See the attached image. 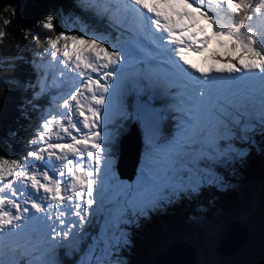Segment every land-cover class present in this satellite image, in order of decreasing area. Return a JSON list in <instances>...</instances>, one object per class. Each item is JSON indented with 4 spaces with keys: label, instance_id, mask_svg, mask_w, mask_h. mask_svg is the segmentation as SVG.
Returning <instances> with one entry per match:
<instances>
[{
    "label": "snow or ice",
    "instance_id": "obj_1",
    "mask_svg": "<svg viewBox=\"0 0 264 264\" xmlns=\"http://www.w3.org/2000/svg\"><path fill=\"white\" fill-rule=\"evenodd\" d=\"M128 2L134 11L142 9L153 14H145L144 18L151 22L159 34L133 29L129 37L133 50L129 53L101 37L79 40L78 44L85 47L73 45V50L65 51L64 56L83 69L78 72L82 78L80 84H86L87 77H83L86 72L91 71L96 74L93 80L101 90L111 94L119 76L118 69L129 65L134 74L131 84L139 87L136 78L143 76L145 71L149 75L144 76V79L161 78L158 67L146 68L145 65L158 60L161 53L168 52L170 56L178 58L175 59L179 62L178 70L182 69L177 77L169 79L164 92V95L174 100V103L167 105V109L178 114L177 135L167 142L166 149L155 153L149 149V159L158 163L160 160L170 161L195 154H199L198 159L202 154L204 160L216 157L244 159L248 154L247 150L239 147L237 141L248 138L249 133L254 132L257 126L264 129V47H257V40L253 35L242 38L240 33L245 26V19L252 18L249 15L250 9L254 14L264 16V0H211V3L217 6L223 3L228 10L241 17L239 22L227 31L213 28L216 21L202 5H197L191 12L173 7L177 3L181 7H190L188 0ZM195 3L196 0H193V4ZM78 5L85 11H102L104 14L108 12V9L102 7L103 0H78ZM201 20L204 23H201ZM56 24L57 18L49 16L37 27L57 31ZM4 27L6 29L7 25ZM29 32L39 38L32 29H29ZM3 39L0 35V41ZM59 39L73 40L77 37L64 33L57 40L49 41L52 49L60 47ZM165 40L168 43H165ZM213 41L216 49L223 52V55H217L213 62L205 61L201 66L186 58V52L203 58L205 50ZM221 60L224 63L217 67L216 64ZM101 61L107 62L100 63ZM30 64L34 73L43 75L38 59L30 61ZM165 67L177 68V65L169 60ZM185 73L192 76L191 81ZM212 74H228L226 81L215 86V99L212 98ZM110 78L109 85L107 81ZM45 88L47 91L41 95V88L37 85L35 94L38 99H29L35 104L38 112L52 105L55 93L48 90L46 83ZM45 97L48 98L46 104L37 103ZM114 108L117 111L122 110L121 98H117ZM56 115L64 117L60 119V133L69 136L70 143L50 142L54 134L57 139L61 137L60 133L53 130L52 121L44 118L34 129V137L37 138H33L28 144L23 158L9 160L0 156V264H5L2 255L5 249L10 254L8 264H63L58 255L59 251H63L65 257L74 259L76 264H127L122 258V253L125 248L133 245L129 229L139 227L141 219H149L153 212L162 210L163 205L171 204L180 196L179 192L174 194L175 199L162 196L161 187L167 185L168 187L164 188L167 192L168 188L184 189L191 185L192 191H199L203 180L199 178L193 183L190 174L182 171L179 178L170 175L169 179L159 185L150 186L152 174L148 172L147 177L139 176L136 189L128 188L111 170V161L107 158L109 153L105 154L104 159H98L99 148L94 147L95 140L92 135L96 121L82 110L78 115L80 119L75 121V109L66 108V111ZM158 115L156 127L146 134L147 139L156 147L161 144L158 142L161 136L160 125L167 118L164 111ZM100 120H104L103 112L100 113ZM108 127L112 128V125ZM73 131L83 134L78 136L73 134ZM100 131L101 134L104 133L103 128ZM98 139L97 137L96 140ZM41 144L43 146H39ZM100 146L107 145L100 141ZM70 155L76 159H69ZM53 157L57 161H64L62 168L70 173V181L61 179L65 175L63 171H59L61 178H57V172L52 171V168L56 167ZM86 159H90L91 164H87ZM202 161L200 160V163ZM102 164L111 171V178L103 187L98 180V176L104 171L100 167ZM142 181L144 186L140 187ZM108 192L111 195L105 204L104 194ZM45 200L51 203L46 205ZM51 207L57 208L55 216L46 215L41 218L35 215L47 213ZM101 209L102 233L97 232L95 236L89 237L86 235V226ZM34 219L46 221L44 255L38 260L32 257L41 249L33 242L30 234L24 233L27 224ZM29 247H35L37 251L29 252ZM85 256L91 258L86 259Z\"/></svg>",
    "mask_w": 264,
    "mask_h": 264
},
{
    "label": "trees",
    "instance_id": "obj_2",
    "mask_svg": "<svg viewBox=\"0 0 264 264\" xmlns=\"http://www.w3.org/2000/svg\"><path fill=\"white\" fill-rule=\"evenodd\" d=\"M101 12L83 10L78 5V0H0V35L4 37L3 41H0V156L7 157L10 155L13 158H23V153L28 150L27 145L35 138L32 133L38 122L45 114H49L54 107L51 105V107H45L38 112L35 104L29 100L31 97L33 100L38 99L35 94L37 85L41 88V95L47 91L45 83L50 92L54 93L56 90L55 87L50 85V81L53 82L52 78L54 76L51 78L46 72V67L50 64V46L48 51L41 55L44 42L46 40L53 41L55 35L60 32L59 30L65 28L68 30V26L72 23H65L64 17L67 15L73 16L75 20L81 19L86 25L104 27L103 23H98V14H101ZM49 16L57 18V31L37 27L42 25L44 19ZM240 19L241 17L235 15L233 24L238 23ZM11 20L13 22L9 23ZM5 25H7L6 29ZM73 27L75 29V26ZM29 29L38 34L39 38L37 39L36 36L30 34ZM255 30L245 19V26L240 33L241 37L246 38L250 34H257ZM36 59L40 61L39 67L43 75L33 71L30 61ZM133 87H129V95L124 93L121 97L124 114L127 117L120 122V126L114 133L113 145L109 148L114 161L118 156L119 140L127 134L132 125L135 128L137 137V149L140 148L138 151L141 152V149L145 150L147 148L154 150L153 146L146 145L140 138L136 122L131 124L130 121L132 113L133 115L136 112L139 113L134 108V101L137 100L138 103H143L147 94L151 96L154 94H151L152 91L142 93L139 87L131 89ZM157 98L160 99L159 94L153 97L155 102L153 106L155 107L159 104ZM47 101L48 98L45 97L44 100L37 103L46 104ZM166 112L168 117L160 125L161 136L159 140L162 143L159 147L177 134L176 130L173 135L178 114L170 113L169 110H166ZM158 117L159 115L157 121H155L151 116L156 124L159 120ZM149 123L146 122L148 133L153 129ZM172 128L173 130H171ZM44 135H47V133H44ZM29 136L31 139H29ZM237 144L239 147L246 149L248 153L242 160L231 157H225L224 159L216 157L204 160L202 154L199 159V154L176 158L177 161L172 163V167L168 168L169 170H166V176H180L182 171L180 169L174 170L177 166L187 165L194 171L207 165L211 166L220 175L221 180L218 184L206 182L200 187L199 191H190L189 188L183 190L173 189L174 194L180 193L178 199H175L174 194L168 196L165 192L162 193L164 188L168 187L167 185L162 186L161 195L172 197L175 200L171 204L163 205L162 210L153 212L149 219H141L139 227L129 229L132 233L133 245L125 248L122 253V258L127 261V264H148L153 256L161 252L167 245L179 239H184V237L190 238L188 228L190 227L191 216L201 214L204 218L216 220L214 213L221 210L228 215L227 220L222 219L223 224L226 226L229 220L237 219L239 211L244 209L247 201L242 196L252 198V193L259 199L260 206L252 217H249L242 224L246 230L250 225L254 226L253 230H247L248 239L246 244L229 259L234 261V264H264V129L257 126L254 132L249 133L248 138L243 141L238 140ZM200 160L203 161L200 163ZM162 166H164L163 163L160 167ZM112 171L115 172L114 166ZM116 175L121 178L119 174L116 173ZM161 182L162 180L157 185ZM238 188L242 189V196L237 193ZM198 208H202L203 211L198 212ZM102 211L98 210L94 220L88 224L86 235L97 231L95 229L101 223ZM28 251L31 252L30 249ZM58 255L63 264H71L74 260L65 257L63 251H59ZM5 256L6 264H8L10 254L7 249ZM227 260L228 258L223 256L218 259L217 263L233 264Z\"/></svg>",
    "mask_w": 264,
    "mask_h": 264
},
{
    "label": "rangeland",
    "instance_id": "obj_3",
    "mask_svg": "<svg viewBox=\"0 0 264 264\" xmlns=\"http://www.w3.org/2000/svg\"><path fill=\"white\" fill-rule=\"evenodd\" d=\"M254 2H258V0H254ZM106 3H107V0H105L104 9H108L107 14H109V15L108 16H106V15L104 16V14L102 16L99 15V18H98V23H103L104 27L86 25V23L84 21H82L81 19L75 20V18H73V16L67 15L64 17L65 23L71 22L72 25L70 24L68 26V30H66V28H65L63 31H60L58 34H56L54 40H57L59 37H62L64 35V33H66L67 35L72 36V37H77V39H73V40L59 39L58 42H59L60 47L58 49H52L49 41L46 40L44 42V45L42 47L43 48V54H45L48 51V47L50 46V50H51L50 61H53L50 63L51 64L54 63V65L52 64L53 69L49 70L47 68L46 72L49 73V75L51 74L54 77L59 73V79L56 82H63V81H65V82L63 84H58V90H56L54 96L52 97V105L54 107L50 111L51 115L45 114V116H43L41 118V120L38 122V123H40V122H42V120L44 118H48L52 121L53 128L56 129L58 133H60V121L56 120V118L59 117L60 115H56V114L58 112L63 113L64 107L68 106L69 101L70 102L79 101L78 108H80V111L82 110L84 112L91 113L95 109L96 110L95 114L97 116V119H96V123L93 124V125H95V131L92 133V135H93V138L95 140L94 147L99 148V156L98 157L102 156L106 151H107L106 153L110 154L109 148H111V146L113 145V142L115 139L114 133H115L116 129L120 126V122L125 120V118L127 117L124 114L123 102H122V105H123L122 110L117 111L116 108H114L117 98H121L122 95L124 94L125 90H126V88H125L127 86L126 78L124 77V75H120L119 78L115 81V87H113V88H116L115 92L112 89L113 91L111 92V94L105 95L106 100H107V104H105V96H103L102 94H100L99 96L96 94H92L91 96H89L86 99L84 97V95L89 93L91 91V89H93V87H97L98 85L92 83L90 78H87V82L85 85L80 84V80H78V78H76L75 75L70 71L71 67L73 65H75L76 63H74L73 61L66 58L64 56V52L65 51H72L73 45H77L79 47H85V45H79L78 44L79 40H82L84 38H87L88 40H93L94 38H98V37H101L104 40H108L109 43L115 44L117 47H120L123 45V49L125 50V52L131 50V48L128 46L129 44L132 45L129 42V37L132 35V30L137 29L135 27V20H136L135 14L133 13V21H131V23H133V24H129V29H128L124 26V23H126V21H127L125 14H123L124 11L118 12L117 11L118 9H116L112 13H109L110 10H109ZM115 5H118L116 3V0H115ZM199 5L203 6V4H199ZM102 7H103V5H102ZM173 7H176L179 9L183 8L180 6L179 3H177ZM203 8L205 10H207L209 12V14L214 17L216 23H215V25H213V28L218 27L220 30L227 31L233 25L234 18H235L236 14H234L230 10H228L226 5H223V3H221L219 6H217L213 3H211V0H208L207 3H205V5L203 6ZM111 10H113V9H111ZM125 10H132L128 0H127V3L125 4ZM249 15L252 18L246 19V20L248 21L250 26H252L253 28L256 29L255 31L257 34H254L253 36L257 40V47L258 48L264 47V43H261V42H264V16H261L259 14H254L252 9L249 10ZM227 19L229 21L226 22L225 20H227ZM76 21H77V23H76ZM201 23H204V21L201 20ZM73 26H75V29ZM140 26H142V24H140ZM209 30H212V29H209ZM217 55L222 56L223 52H222V50L216 49L215 41H213L209 45L208 49L205 50L203 58L200 55H194L193 53H190V52H188L186 54V58L190 59L194 64L203 66L205 61H207L209 63L213 62L214 58ZM63 63L65 66V70L67 72V76H69V77L73 76L74 77L73 81L78 82L79 85L82 87V88H80V90H77V92L75 91L77 87L74 86L75 85L74 82L68 81L66 79V76L64 78H62L63 76H62L61 66ZM223 63H224V61L221 60L217 64L222 66ZM122 73H123V71H122ZM133 75L134 74L132 73V78H133ZM92 76L95 78L96 74L92 73ZM83 79H86V78H83ZM136 79H137V81H141V83L143 85L145 83L150 84V85L156 84L155 81L152 82L151 80L144 79V76L137 77ZM191 80H192V77L190 78V81ZM221 82H223V81L221 80L219 83H221ZM107 83L110 85L111 81L107 82ZM131 86H134V85H131ZM135 88L136 87L134 86L131 89H135ZM139 88H140V86H139ZM159 88L160 89L158 91L159 92L158 94H159L160 99L157 98L158 102H159L157 107L153 106V104L155 103L154 99H153L154 95L151 96L150 94H147L145 102L138 103L137 100L134 101V108L138 111L142 110V109L146 110V115H144V117H142L139 113L135 114V115H133V113H132L130 116L131 124H133V122H136V125H137L138 130H139L140 138L144 141V143L146 145L153 146L155 151L153 149H151V151L154 153L159 152L160 149H166L168 141H166L165 144H162L161 147H156V145L152 144L146 137V134H148V128L146 127V122H150L149 123L150 127L155 128L157 124L154 122V120L151 118V116L155 119V121H157L158 114L161 113L162 111L166 112V110H168L167 105L174 103V100L172 99V97L164 95L165 90L163 91L161 89V87H159ZM128 89H129V87H128ZM82 93H85V94H82ZM73 97H76V99L74 100ZM212 98L213 99L216 98V92L212 93ZM65 100L67 101V103H65ZM72 109L77 110L76 107L72 108ZM159 111H161V112H159ZM169 111L171 112V110H169ZM101 112H103L104 120H100V113ZM166 115L168 117L167 112H166ZM92 117H93V119H95L94 115H92ZM108 125H112V128H109ZM78 127H82V125H78ZM101 128L104 129L103 134H101V131H100ZM171 130H173V128ZM176 130H177V126L174 129L173 135H174V133H176ZM133 132H134V130H133ZM133 132L130 131L126 137L127 142H128V155H127V158L125 160V168L127 167V170H125V168H124L122 173L126 174L127 176L119 178L122 181L123 185L128 187V188H131V189H136L138 187L137 181L139 179V176L141 175L142 177H147L148 172H150L152 174L151 175V181L149 182L150 186H156L159 181L162 180V182H163V181L169 179L170 176H166L165 172L169 167H172L171 166L172 163L177 161L176 158H174L170 161L160 160L158 163L154 162L152 159H149L148 151L150 148H147L145 150L141 149L138 165L136 166L135 171H134V176L133 177L131 176L130 172H131L132 166L136 160L137 145H138L137 137L135 135V132L134 133ZM32 135H34V132L32 133ZM60 135L63 136L64 138H66V136H67L66 134H64L62 132L60 133ZM97 137L99 138L98 140H96ZM35 138H37V137H35ZM29 139H31L30 136H29ZM100 141H103V143L107 146L106 147L100 146ZM158 142L162 143L161 140H159ZM27 147H28V145H27ZM41 155H44V153H41ZM7 158L9 160L15 159L10 155H8ZM104 158H105V155L101 159H104ZM107 158L110 159L111 170H113V166L115 165L116 161L113 160V157L111 155ZM85 162L87 164H90L91 160L86 159ZM161 163H163L164 166L160 167ZM100 167H102L104 169V171L98 176V180L101 183V187H103L105 182L111 178V171L109 170V168L107 166H105L103 164L100 165ZM178 169H180L181 171H187L190 174V176L193 178V183H195L196 180L199 178H201L203 180V184L206 182H213V180L215 181L216 184H218V182L221 180L220 175H218L211 168V166L205 165L202 168L196 169L193 171L192 169H190L189 166L185 165V166H177L174 170H178ZM114 170H115V168H114ZM145 170H147V171H145ZM52 171L57 172V178H61V177H59V171H63L65 173V175L61 179L70 181V173H68L67 170L66 171L62 170L60 168L59 162H56V167L52 168ZM115 172H116V170H115ZM130 176H131V178H129V179L125 178V177H130ZM177 178H179V176ZM0 186H2V184H0ZM143 186H144V182L142 181L140 187H143ZM186 188H189L190 191H192L191 185L186 186ZM173 189L174 188H168L167 192L162 191V193L165 192L168 196H170V195L174 194V190H183V189H174V190ZM236 191H237V193H239L241 195V192H242L241 188H238ZM33 194L38 195L37 193H33ZM133 194H135V192H133ZM110 195H111L110 192L104 194L105 204H107V201H108V198ZM242 198H244L245 201H247V203H246L244 209L239 211V214L237 217V220L239 221L238 224L239 223L242 224L249 217H252V215L257 211V208L260 206L259 205V199L255 197L254 193H252V198L247 197V196H242ZM25 199H26V197H25ZM37 202H41V201H37ZM44 203L47 205L51 202L45 200ZM5 207L7 208L8 206H5ZM101 210H103V209H101ZM197 211L201 213L203 211V209L198 208ZM56 213H57V208L51 207L47 213H39L36 216L43 218L46 215L55 216ZM214 215L216 217V220H209L207 218H204L201 214L190 217V227L188 228V231L190 233V238L184 237V239H186L187 241L189 240V242L195 248L196 264H218L217 262H218V259L220 258V256H218L214 252V249L217 246L218 239H219L220 235L222 234L224 227H225L222 219L227 220L228 215L226 213L222 212L221 210H218L216 213H214ZM95 217L96 216L92 217L91 221H93ZM100 219H101V223H100L99 227L95 229L97 231L95 233L90 232L88 234L89 237L95 236L97 234V232L102 233L103 220H102V218H100ZM45 223H46V221H44V220L34 219L31 222H29L27 224L26 228L24 229V233L30 234L31 237L33 238V242L38 247H42V248H40L41 250L39 252H37V255L32 257L33 259L38 260L44 255L43 245H44V233L46 231ZM47 223H50V222H47ZM253 227L254 226L250 225L247 228V230L252 231ZM29 249L31 252L37 251V249L35 247H29ZM5 251H6V249L2 253L4 260L6 258ZM84 258L90 259L91 257L85 256ZM227 261H230L231 263L234 264V261H231L229 258ZM5 264H6V260H5ZM71 264H76V262L73 260V262Z\"/></svg>",
    "mask_w": 264,
    "mask_h": 264
},
{
    "label": "water",
    "instance_id": "obj_4",
    "mask_svg": "<svg viewBox=\"0 0 264 264\" xmlns=\"http://www.w3.org/2000/svg\"><path fill=\"white\" fill-rule=\"evenodd\" d=\"M139 113L144 116L146 115V110H139ZM129 132L130 131L127 132V135L129 134ZM138 149L140 150L139 147ZM138 149L136 153V160L130 172L132 177L134 176V171L139 161L138 156L140 155V152L138 151ZM127 155L128 150L126 156L124 153L121 154L119 143L118 156L116 158L114 168L116 170V173L119 174L121 178L124 177V175L120 174L119 165L121 167V165L124 164L125 168V160ZM125 170H127V167L125 168ZM131 176L125 178L129 179L131 178ZM238 222L239 221L237 219L229 220L227 222L222 234L218 239L217 246L214 249V252L218 256L230 258L246 244L248 239L247 230L243 224H238ZM148 264H196L195 248L186 239H179L167 245L161 252L155 254Z\"/></svg>",
    "mask_w": 264,
    "mask_h": 264
},
{
    "label": "bare ground",
    "instance_id": "obj_5",
    "mask_svg": "<svg viewBox=\"0 0 264 264\" xmlns=\"http://www.w3.org/2000/svg\"><path fill=\"white\" fill-rule=\"evenodd\" d=\"M107 1H108V0H107ZM207 1H208V0H196V3L193 4V0H188V4L191 5V6H190V7H184V8H187L189 11H193V9H194L197 5H199V4H203V6H204L205 3H207ZM116 3H117V4H120V11H121V12L124 11L123 14H125L126 19H127L126 23H124V26H125L126 28L129 29V24H133V23H131V21H133V10H125V4L127 3V1L116 0ZM130 7H132V6H130ZM141 10H142V9H141ZM142 11H143V13H145L146 15H153V14H150V13H146V10H142ZM105 15L108 16L109 14H104V16H105ZM136 19H137V18H136ZM140 24H142V26H140ZM135 27H136L137 29H140V30H146L148 33L156 32L157 34H159V33H158V30H155L154 27H152L151 22H150L149 20H147L146 22H145L143 19L135 20ZM166 43H168V42H166ZM162 55H164V56L166 57L167 61L172 60L173 64H175V65H179V62L176 61L174 58H171V57L166 56L165 53H161V54H160V56H162ZM170 68H171V67H170ZM103 71H104V70L102 69V70H101V74H103ZM148 75H149V74H144L143 76H148ZM66 79H67L68 81H70V80H69V77H67V76H66ZM148 80H151L152 82L155 81L154 79H148ZM64 82H65V81H63V82H58V83L56 84V86H58V84H63ZM158 84H159V83L156 84V87L160 86V85H158ZM158 93H159V92L156 91L155 88H154V89L152 90V93H151V94H154V95L157 96ZM170 115H171V114H170ZM93 128H95V125H93ZM133 130H134V132H135V128H134L133 125H132V126H130L129 131L133 132ZM134 132H133V133H134ZM73 134L79 136V135H81L82 133H76L75 131H73ZM126 137H127V134L124 135L123 137H121V139H120V141H119V143H120V151H121V154L124 153L125 156H126V153H127V150H128V142H127V138H126ZM93 139H94V138H93ZM129 150H130V149H129ZM106 152H107V151H106ZM106 152H105V153H106ZM105 153H104L102 156L98 157V159H101L102 157H104ZM126 158H127V157H126ZM90 164H91V162H90ZM123 168H124V164H122L121 167H120V165H119V171H120V174L126 176L124 173H122Z\"/></svg>",
    "mask_w": 264,
    "mask_h": 264
}]
</instances>
